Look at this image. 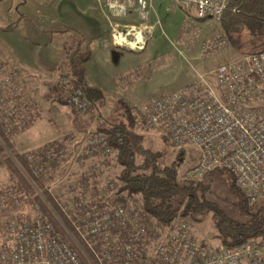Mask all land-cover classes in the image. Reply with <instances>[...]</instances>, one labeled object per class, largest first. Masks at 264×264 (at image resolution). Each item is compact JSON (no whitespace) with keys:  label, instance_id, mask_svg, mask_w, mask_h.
<instances>
[{"label":"built area","instance_id":"obj_1","mask_svg":"<svg viewBox=\"0 0 264 264\" xmlns=\"http://www.w3.org/2000/svg\"><path fill=\"white\" fill-rule=\"evenodd\" d=\"M96 1L115 48L142 51L160 26L150 22L153 0ZM171 1L184 15L179 37L170 41L177 54L186 59L197 42L201 55L227 48L225 39L201 42L195 24L219 25L229 0ZM130 16H134L133 23H127ZM65 101L77 112H86L90 105L79 90ZM0 106L9 103L0 100ZM134 116L146 128L164 130L173 147L198 151L199 162L185 178L201 179L215 169H225L250 204L264 200V52L243 54L214 70L195 73L179 91L137 106ZM112 151L104 135L94 133L85 138L73 158L76 162L97 157L106 160ZM66 156V149L48 145L36 156L29 155L28 167L38 177L46 169L56 168ZM113 191V184L104 181L85 187L79 199L67 198L62 206L57 203L97 264H264L263 245L257 240L213 249L197 243L185 222L171 224L154 254L144 255L142 244L157 235L160 227L140 207L108 201ZM7 231L13 246L7 260L0 257L5 263L83 264L69 242L41 217L22 223L11 220Z\"/></svg>","mask_w":264,"mask_h":264},{"label":"rangeland","instance_id":"obj_2","mask_svg":"<svg viewBox=\"0 0 264 264\" xmlns=\"http://www.w3.org/2000/svg\"><path fill=\"white\" fill-rule=\"evenodd\" d=\"M28 1H35L37 5L39 2L42 4L41 0ZM26 6L31 7V5ZM169 6L171 15L170 19H167L165 29L158 26L152 39L145 44L144 50L135 52L127 48H116L119 49L117 52L119 57H115L114 64L107 72L124 67V73L116 72V75L110 77L115 86L108 88L103 99L95 106L89 105L86 112H77L69 104L65 106L55 101L58 96L65 100L72 93L70 88L65 87L66 82L60 81L62 76L70 74L66 61L41 63V68L36 63L32 66H24V64L21 66L19 63L0 61V100L9 103L7 107L0 106V130L9 139L11 146L19 153L31 156H36L48 145L61 147L67 151L66 158L58 162L56 168L46 169L40 176L45 188L60 206L67 198L76 200L83 197L81 190L85 191V187L110 181L114 191L108 201L140 207L139 196L128 197L126 193L118 191L121 167L116 163L114 151L106 160L97 157L76 162L73 158L89 134H102L100 129L106 128L107 125L127 124L128 109L135 120V126L130 128L132 145L138 144L155 153L160 167L178 163V181L190 179L185 177L198 164V151L192 147L175 148L169 143L164 130L142 126L134 116L136 107L161 94L179 91L194 78L195 73L214 70L220 65L236 60L240 55L262 50L257 40L249 39L247 42L242 38L239 49L230 47L227 42L228 46L225 50L201 55L197 44L199 42H195L197 46L195 45L184 59L170 45V41L179 37L184 18L175 9L177 7L171 0ZM195 26L200 31L201 42L224 39L220 25L198 22ZM67 46L68 50L73 47L69 43ZM74 65L75 69L81 71V62L75 61ZM103 65L102 62L93 61L87 64V71L92 81L102 72ZM55 85L59 87L56 89ZM213 171L205 176L210 186V197L229 218L244 222L246 217L237 206L239 198L233 187L234 178L225 169ZM205 177L192 180L201 181ZM24 198L18 187L14 186L0 158V257L2 255L6 260L13 246V240L7 231L9 221L22 223L25 220L41 217L38 210L24 205ZM263 202L264 200L252 206L256 209ZM71 219L74 222L77 220L76 216H72ZM181 222L188 224L197 243L213 249L220 248V240L211 212L178 217L171 224ZM170 226H159L157 235L142 244L140 249L144 255L154 254ZM69 238L90 264L89 257L80 243L71 236ZM89 241L94 243L95 239ZM257 241L262 243L260 239ZM0 262L7 264L1 258Z\"/></svg>","mask_w":264,"mask_h":264},{"label":"trees","instance_id":"obj_3","mask_svg":"<svg viewBox=\"0 0 264 264\" xmlns=\"http://www.w3.org/2000/svg\"><path fill=\"white\" fill-rule=\"evenodd\" d=\"M219 25L221 35L230 47L241 48L242 38L247 42L249 39H255L258 45L262 46L260 52H264V0H229ZM13 27L14 24L6 27L5 30H12ZM78 52L79 46L66 54L65 61L70 74L62 76L60 81L66 82L65 87L70 88L71 92L81 91L90 105L95 106L104 96L99 88L83 83L82 73L75 69L74 65ZM55 86L56 89L59 87V85ZM55 101L61 105H68L61 96L56 97ZM127 112V124L116 123L100 129L108 145L115 152L116 163L121 167L118 177L119 192L126 193L128 197L139 196L141 213L152 219L158 226H170L178 217L207 211L212 213L220 247H235L252 239H260L261 244L264 245V202L255 209L253 204L250 205L245 199L233 180V187L239 198L237 206L246 220L237 222L229 218L210 197V186L205 176L212 172L205 174L203 176L205 179L201 181L191 179L178 181V163L160 167L155 153L138 144L132 145L130 128L135 126V120L129 109ZM0 141V158L14 186H17L25 197L24 205L36 206L41 218L47 220L53 229L69 242L83 264H88L87 259L85 256L83 258L69 240L68 233L80 243L89 257L90 264H97L86 242L75 233L71 222L61 212L52 194L45 188L42 178L31 173L28 167L29 154L24 155L16 151L1 130ZM0 264L4 263L0 262Z\"/></svg>","mask_w":264,"mask_h":264},{"label":"crops","instance_id":"obj_4","mask_svg":"<svg viewBox=\"0 0 264 264\" xmlns=\"http://www.w3.org/2000/svg\"><path fill=\"white\" fill-rule=\"evenodd\" d=\"M41 3L37 5L35 1L28 0H0V61L19 63L21 66L36 63L41 68V63L65 61L66 54L79 46L75 61L81 62L82 81L90 87L99 88L104 96L108 88L115 86L110 77L116 75V72L124 73L125 68L107 72L114 64V59L119 57V49L111 43L110 30L97 1L41 0ZM169 5L170 0L152 1L150 22L153 25L160 22L163 30L171 15ZM176 7L184 17L182 9ZM133 21L134 16L127 19V22ZM13 24L12 30H5ZM155 30H158L157 26ZM68 43L73 45L69 50ZM90 61L104 64L102 72L94 81L87 71Z\"/></svg>","mask_w":264,"mask_h":264}]
</instances>
